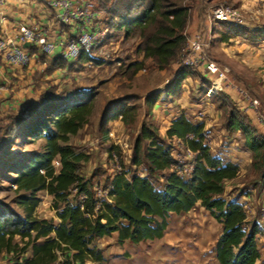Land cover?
<instances>
[{
	"label": "trees",
	"instance_id": "1",
	"mask_svg": "<svg viewBox=\"0 0 264 264\" xmlns=\"http://www.w3.org/2000/svg\"><path fill=\"white\" fill-rule=\"evenodd\" d=\"M110 1V30L123 29L126 35L137 30L143 59H152L160 69L167 67L185 43L189 7L172 0ZM227 25L230 29L221 34L222 41L236 36L252 42L264 39V30ZM2 35L0 28V38ZM88 51L80 50L75 60H93ZM135 65L140 70L142 64ZM181 67L167 88L169 95L179 94L182 81L190 75V67ZM71 96L66 101L33 104L26 117L12 121L19 126V135L42 139L43 144L39 150L19 156L17 163L2 164L4 157L0 156V178L15 188L14 204L22 212L0 206V253L15 256L9 264H54L57 260L61 264H103L105 256L94 243L96 239L114 233L119 245L160 239L171 213H186L198 203L221 225L213 248L218 264H256L262 258L257 238L260 233L264 235V225L249 220L238 200L223 196L224 182L237 177L239 165L211 152L203 121H193L180 111L165 128L166 139H177L193 155L189 177L180 175L172 145L162 138L155 123L143 120L132 148L135 171L116 172L106 185V193L99 196L91 179L80 172L82 164L90 159L89 153L69 143L71 136L88 123L94 96L91 90ZM157 96L156 92L145 97L149 107ZM129 102L130 99H120L119 105L105 116V126L116 119L125 124L133 122L137 108ZM227 127L245 135L246 148L254 160H260L264 178V136L256 134L236 108L228 115ZM108 152L110 157H119L120 149L111 144ZM56 160L58 168L54 166ZM138 167H143L144 175L137 171ZM158 174L163 181L156 185ZM42 190L51 196L50 207L57 222L36 214Z\"/></svg>",
	"mask_w": 264,
	"mask_h": 264
},
{
	"label": "rangeland",
	"instance_id": "2",
	"mask_svg": "<svg viewBox=\"0 0 264 264\" xmlns=\"http://www.w3.org/2000/svg\"><path fill=\"white\" fill-rule=\"evenodd\" d=\"M4 1L0 12L5 15L6 20H9L6 7L13 3ZM172 1L189 7L190 18L185 32L192 30L201 34L205 43L204 54L217 64L227 66L229 75L247 88L252 96L259 99L257 116L264 117V87L257 81L254 70L242 68L238 63L226 59L224 50L221 49V34L227 32L230 25L211 21L212 9L218 5H225L236 8L242 15V24L231 23L232 25L247 27L250 31H263L264 0ZM17 5V9L23 8L28 11V16L34 18L36 22L53 23L52 15L49 16L53 12L46 9L39 0H18ZM12 7L16 8V4ZM195 12L198 23L201 17V25L198 28L196 26L191 28L190 24ZM6 20H2L3 27H6L4 26ZM248 21L254 24L246 26L245 22ZM13 22L12 20L6 22V29H9L10 23ZM51 26L53 27L52 24ZM237 37L226 41L224 47L235 43L234 38ZM140 42L141 38L137 30L126 35L123 29L112 28L101 45L88 51L89 57L93 60L71 61L72 58L68 61L61 58L54 60V56L41 53L35 48L31 52H35L36 55L28 65L9 69L0 58V73L9 72L8 75L11 78L8 83V92H5L0 99V156L4 157L2 164H10L11 161H16L11 164L17 163L19 156L37 151L43 144L42 139L33 140L31 137L19 135V126L12 124L14 119L22 115L26 117L27 109L33 104L43 101H66L76 92L91 90L94 96L92 115L88 123L76 135L71 136L69 143L75 149L89 153L90 159L82 164L80 172L85 178L91 179L99 196L106 193V185L116 172L121 169L130 173L135 171L131 163L132 148L143 120L154 122L162 138L172 145V154L179 164L178 171L180 175L187 178L191 171L193 155L188 153L180 141L177 139L169 141L164 135L169 119L179 112L166 113L163 108V105L167 103L175 105L180 98H182V105H186L185 98H187L199 103L195 105V108L188 110V118L196 121V117H199V121L205 123L206 138L211 152L217 155L222 154L223 160L239 165L237 177L224 182L223 196L238 200L243 205L247 218L257 220L263 226L264 178L261 176V162L259 159L254 160L252 152L246 148L245 135L241 131L230 130L227 127L231 109H237L236 105L239 106L238 96L234 93L233 95L218 91L202 98L211 86V81L201 71L191 68H188L190 75L182 81L181 91H178L180 93L169 95L167 88L174 83L175 73L182 68L180 61L185 54V43L169 65L160 69L152 59H143L139 51ZM135 63L142 64L140 70L135 69ZM156 92L158 93L157 101L149 107L145 97L149 93ZM224 95L225 99L222 98ZM120 99H130L129 103L135 105L137 108L135 120L125 124L121 119H116L105 126L103 122L105 116L119 105ZM175 107L179 108L177 105ZM176 109L174 111H177ZM242 117L256 134L264 136L263 128L257 123L259 117L255 115L250 117L242 115ZM110 130L112 132L109 133L112 134L106 137V131ZM111 144L119 147V157L116 154L114 157L109 156L108 149ZM54 166L58 168L57 160L54 161ZM137 171L141 175L145 174L143 167H138ZM154 181L158 185L162 183L163 178L158 174ZM15 195V188H12L7 180L0 178V206L22 213L21 209L14 204ZM38 195L41 201L36 210L37 216L57 222L55 211L50 207L51 196L45 190L40 191ZM167 221V228L160 239L147 240L138 244L126 241L121 245L117 244L116 235L96 239L94 243L102 249L105 256L103 264H218L213 248L221 232V225L199 203L186 213H171ZM257 244L263 258L264 235L262 233L258 235ZM28 254L29 251L23 256ZM14 257L11 253L2 252L0 264H9ZM262 258L256 264H264ZM60 262L61 260H57L54 264H61ZM86 264L99 263L87 262Z\"/></svg>",
	"mask_w": 264,
	"mask_h": 264
},
{
	"label": "built area",
	"instance_id": "3",
	"mask_svg": "<svg viewBox=\"0 0 264 264\" xmlns=\"http://www.w3.org/2000/svg\"><path fill=\"white\" fill-rule=\"evenodd\" d=\"M39 1L46 6V9L53 12L54 15H49H52L53 27L50 23L36 22L33 18V20L25 21L13 20L11 27L6 29L2 26V20H6V17L0 12V26L3 33L0 38V58L9 69L28 65L36 55L35 52H31L33 48L51 56L58 55L66 61L72 58L71 61H73L78 57L80 50H90L105 41L110 30V0ZM2 3L5 1L0 0V7ZM211 13V21L232 24L243 22L241 13L230 6L218 5L212 9ZM184 36L185 54L181 58L180 66L197 69L209 78L211 86L207 89V96L218 91L237 95L239 99L237 109L240 114L259 117L257 123L263 128L264 134V117L257 116L259 99L236 82L229 75L227 67L217 64L204 54L205 43L198 31H184ZM25 43H28L26 47ZM1 73L0 98L9 90L8 83H10L4 76V72ZM187 151L192 155L189 150Z\"/></svg>",
	"mask_w": 264,
	"mask_h": 264
},
{
	"label": "crops",
	"instance_id": "4",
	"mask_svg": "<svg viewBox=\"0 0 264 264\" xmlns=\"http://www.w3.org/2000/svg\"><path fill=\"white\" fill-rule=\"evenodd\" d=\"M6 1H9L10 3L16 4V8L12 7L13 4L11 6H8V8L6 7V11H7L6 13H8L9 16H11V17L8 16L9 20H7V23H8V21H11V20L12 21L15 19L18 20V18H20V17H21L20 20H22V21H24L25 19L26 20H33L32 17L28 16V14H29L28 11L24 10L23 8L17 9L18 8V5H17L18 0H6ZM196 14L197 13L195 12L194 16L192 17V22L190 24L191 28H193V26L194 27L196 26L198 28L199 25H201V17H200V23H198L197 18H196ZM245 24H246V26H250L251 24H254V22L248 21L247 23L245 22ZM10 25H12V24L10 23ZM4 26L7 27V25H4ZM1 32H2V28H1ZM231 39L233 40V38L230 37L226 41H229ZM234 40H235L234 41L235 43L224 47V44L226 41H222V39H220V41H221L220 44L222 46L221 49L224 50L223 52L225 53L226 59H230L231 62L238 63L242 68L245 67L247 69H253L254 74L258 78L257 81L260 82L262 87H264V39L256 41V42H252L246 38H242V37L238 36L237 38H234ZM220 64H222V63H220ZM225 67H227V66H225ZM8 73L4 74V76L10 82L11 78L9 77ZM1 74L2 73H0V75ZM184 93L186 94V91H184ZM184 93H183V95H184ZM4 94L2 95V97L4 96ZM206 97H208L206 94L202 96V98H206ZM181 99L182 98L177 99L175 105L173 103L164 104L163 108L165 109L166 113L173 114V112L178 113V112H180V110L181 111L183 110L185 112L186 116L188 117V115H189L188 110H191V108H195V105H199V103L187 100V98H185V101H187L186 105H182ZM176 105L179 107L178 109H176V107H175ZM174 109H176L177 111H174ZM208 110L211 111L210 109H208ZM158 116H160V114ZM162 116H163V113H162ZM175 116H173L171 119H173ZM171 119H169L168 124H169ZM195 120L199 121L200 119H199V117L198 118L196 117ZM219 155L223 158L222 154H219ZM112 235H116V234L114 233Z\"/></svg>",
	"mask_w": 264,
	"mask_h": 264
},
{
	"label": "water",
	"instance_id": "5",
	"mask_svg": "<svg viewBox=\"0 0 264 264\" xmlns=\"http://www.w3.org/2000/svg\"><path fill=\"white\" fill-rule=\"evenodd\" d=\"M28 45V43H25L24 46L26 47Z\"/></svg>",
	"mask_w": 264,
	"mask_h": 264
}]
</instances>
